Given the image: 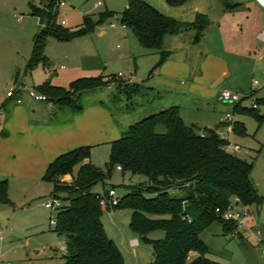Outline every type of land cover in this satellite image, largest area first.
Returning <instances> with one entry per match:
<instances>
[{
  "label": "trees",
  "instance_id": "16d2710c",
  "mask_svg": "<svg viewBox=\"0 0 264 264\" xmlns=\"http://www.w3.org/2000/svg\"><path fill=\"white\" fill-rule=\"evenodd\" d=\"M47 1L45 10L29 1L31 15L38 17L41 24L44 19L47 23L33 37L26 73L41 61L44 66L48 65L45 47L49 37L70 41L93 31L116 14L104 11L98 20L87 16L82 25L69 29L58 21L59 0ZM166 1L171 6H184L190 0ZM221 2L225 10L241 5L235 0ZM120 19L142 47L159 52L160 60L151 72L170 56L164 49L167 35L191 29L195 31V42H199L210 23L206 13L198 12L193 21H182L164 14L146 0H129ZM120 79L133 85V91L144 88L142 83L130 82L126 76L104 73L79 77L69 87L45 81L34 88L44 93L47 101L78 113L84 110L81 98L87 90L113 84L119 87L121 83L116 80ZM126 95L129 100L135 96L129 91ZM258 103H264V99H258ZM234 109L249 112L261 124L264 122V115L256 112L257 109L240 103ZM160 125L165 127V132L157 131ZM218 130L219 126L199 131L184 121L178 105H172L131 124L121 138L112 142L110 158L104 166L91 162V146L59 155L48 166L44 180L53 184V197L63 201L53 230L62 238L63 264H125L122 251L106 232L102 221L105 209L97 197L99 192L93 190L100 182L106 184L118 166L122 167V173L147 177L139 184L125 185L127 193L108 209L133 211L130 227L151 244L154 259L150 264H224L208 256L209 247L202 239V233L215 221L223 224L225 233L235 234L234 223L217 214L216 209L227 208L235 196L246 207L260 205L263 198L252 178L253 163L229 152L228 141L220 138ZM233 131L238 135L247 133L241 122H234ZM66 175H71L72 180H64ZM0 204L14 206L7 179L0 181ZM155 230H163L165 236L150 240L148 235Z\"/></svg>",
  "mask_w": 264,
  "mask_h": 264
},
{
  "label": "rangeland",
  "instance_id": "374dc122",
  "mask_svg": "<svg viewBox=\"0 0 264 264\" xmlns=\"http://www.w3.org/2000/svg\"><path fill=\"white\" fill-rule=\"evenodd\" d=\"M29 1L0 0V94L14 88L17 94L33 102L47 103L49 101H37L31 97L29 89L45 81L69 87L79 77L122 72L128 73L133 82L142 83L144 88L133 91V85L120 79L116 80L121 83L119 87L112 85V88L87 90L81 103L85 106L96 99H103L118 118L126 113L131 124L146 114L160 110L159 98L153 90L146 88V76L152 61V54L146 52L153 50L142 47L132 30L121 24L120 18L129 0H66V5L60 6L58 14V21L65 28L76 29L87 16L98 20V15L104 11L116 14L98 24L93 31L70 41L49 37L45 47L49 64L44 66L41 61L26 73L33 37L47 23L44 19L41 24L38 17L31 15ZM146 1L164 14L182 21H192L200 11L209 14L215 26L218 21L227 25V47L235 45V48L242 50L248 45L252 51L248 58L229 53L227 60L239 71L246 72L248 67L250 83L253 84L255 80L260 83L257 97L264 99V41L256 37L258 31H264V8L256 0H235L242 5L228 13L220 12L219 7L223 9L221 0H190L184 6H171L166 0ZM33 3L45 10L49 1L33 0ZM112 23L116 24L115 28L111 26ZM101 31H105V34L102 35ZM128 91L135 95L130 100L126 95ZM15 103L20 104L17 98L8 100L2 109L3 114L8 115ZM244 105L250 107L251 101L245 100ZM54 106L56 114L52 115L53 118L67 111V107ZM256 112L264 115V103L259 105ZM230 114L234 122L239 121L246 126L245 135H238L232 130L230 141L241 148L239 153L233 150L234 153L253 163L252 178L263 201L260 205L248 207V229H242L241 236L225 233L223 224L215 221L202 233V239L207 243L208 256L213 260L224 264H264V122L261 124L249 112L231 111ZM226 127L223 125L222 129ZM157 131L165 132L166 129L160 125ZM63 179L71 181L72 176L66 175ZM145 180L147 177L144 175L122 173L116 169L106 184L100 182L93 190L105 192V189L115 185L118 195L122 196L127 193L125 185L139 184ZM13 182L9 197L14 206L0 204V232L3 236V239L0 237V264H63L60 251L62 238L53 231L54 220L61 206L48 208L44 204L54 198L53 184L29 179L17 184ZM132 212L129 208L105 209L102 221L108 236L122 251L125 264H150L154 259L153 248L131 229ZM164 236L163 230H155L148 238L156 240ZM134 239L138 243H132Z\"/></svg>",
  "mask_w": 264,
  "mask_h": 264
},
{
  "label": "crops",
  "instance_id": "0c3cea01",
  "mask_svg": "<svg viewBox=\"0 0 264 264\" xmlns=\"http://www.w3.org/2000/svg\"><path fill=\"white\" fill-rule=\"evenodd\" d=\"M219 8L224 13L236 10H225L223 5V9ZM207 15L210 19V15ZM228 30L224 23L218 21L215 26L210 19L199 42H195V31L191 29L167 35L164 49L170 52V56L153 72L160 54L156 51L146 52L152 54L146 87L159 98L160 109L178 105L184 121L199 131L216 126H219V131H224L222 119L231 111L235 113V105L221 99L223 89L245 94L253 85L248 77V67L246 72L239 71L227 60L229 53L248 58L252 55L250 46L242 50L235 48V45L228 48ZM260 32L263 31H258L256 37L259 38ZM101 34L104 35L105 31H101ZM125 76L133 82L128 73ZM108 88H112V85ZM10 89L6 94H0V181L7 179L10 191L12 181L17 184L28 179L44 180L51 162L59 155L81 146H91L93 164L105 165L110 158L112 142L121 138L131 125L126 113L118 118L103 99L85 105L84 110L78 113L65 108L67 111H62V116L53 118L52 115L56 114L54 103H36L17 93L10 97L7 94ZM16 97H21L22 102L12 105L8 115L3 114L6 102ZM241 104L245 106L244 102ZM132 243H138V240L134 239Z\"/></svg>",
  "mask_w": 264,
  "mask_h": 264
},
{
  "label": "built area",
  "instance_id": "2783aa9c",
  "mask_svg": "<svg viewBox=\"0 0 264 264\" xmlns=\"http://www.w3.org/2000/svg\"><path fill=\"white\" fill-rule=\"evenodd\" d=\"M258 3L260 5H262L264 7V0H257ZM67 3L66 0H59L58 4L59 7L60 6H65ZM65 23V22H63ZM122 24V23H121ZM123 25V24H122ZM112 27H116L115 23L111 24ZM124 28H126L125 25H123ZM259 38L264 41V31L262 33L259 34ZM121 76H125L126 73H122L120 74ZM260 83L255 80L253 82L252 88L249 92L248 95H245L243 93H241L240 91H234L231 89H223L221 91V99L224 102L230 103V104H241L243 103L245 100L249 99L251 101V106L254 109H258L259 108V103H258V97H257V91H258V87H259ZM8 96L10 97H14L16 95V90L14 88H11L8 91ZM29 94L31 97H33L35 100L37 101H47L48 97L41 92H38L34 87L29 89ZM17 98V102L21 103L22 99L20 97H16ZM222 124L226 125V129L224 131H217L220 138L227 140L228 144L226 145V149L229 152H233V150H237L239 151L241 148L239 145L233 144L230 141V133L233 130V125H234V118L231 114H228L226 117H224L222 119ZM203 134V133H202ZM117 170L121 171L122 167L118 166ZM99 201H100V205L103 209H108V207L110 206H115L120 202V195H118L117 191L115 188H109L107 191L105 192H99V194L97 195ZM45 206L48 208H54L55 206H61L62 203L59 199L53 198L51 200L45 201ZM216 213L221 215L225 220L227 221H231L234 223L236 230H235V234H241V230L242 229H248V219H249V215H250V211L248 209V207L244 206L241 202V199L237 196L233 197L231 199L230 204L228 205L227 208L221 209L218 208L216 209ZM55 223V221H54ZM2 233L0 232V237L1 239H3V236L1 235Z\"/></svg>",
  "mask_w": 264,
  "mask_h": 264
}]
</instances>
